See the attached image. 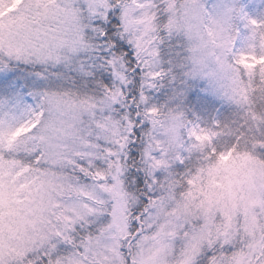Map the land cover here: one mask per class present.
I'll use <instances>...</instances> for the list:
<instances>
[{"label":"snow or ice","instance_id":"1","mask_svg":"<svg viewBox=\"0 0 264 264\" xmlns=\"http://www.w3.org/2000/svg\"><path fill=\"white\" fill-rule=\"evenodd\" d=\"M250 7L0 0V72L28 69L22 84L0 77V264H264V114L250 100H264V5ZM220 34L247 132L189 129L146 92L171 76L166 40L187 53L195 35L206 56Z\"/></svg>","mask_w":264,"mask_h":264},{"label":"rangeland","instance_id":"2","mask_svg":"<svg viewBox=\"0 0 264 264\" xmlns=\"http://www.w3.org/2000/svg\"><path fill=\"white\" fill-rule=\"evenodd\" d=\"M251 4V7L248 11L255 15L259 11V7L264 5V0H248ZM225 34H220L217 39L214 41L216 45L211 49L215 55H202L199 46V38L197 36H193L191 40L187 42L189 51L186 53V48L181 50V61L179 64H176L175 67H178L179 74L177 76L183 80V88L182 90H178L172 86V83L169 85L167 82H171L173 80V76H169L167 82L162 81V86L157 89H148L146 90L147 94L150 95H157L160 94L161 91L163 93H168L169 95L167 99V107H163V111L167 113L169 110H172L173 113H181L182 118L186 126L191 129L194 125H199L200 127L208 128L211 127L213 121H219L220 118V108L214 111L213 117L209 123L204 124L205 120L202 119L197 112L194 110H190L189 114H185L182 110L181 103H180V95H185L186 91L189 90L190 87H197L198 93L205 97L212 98V100L219 101L222 105L231 104L235 107L243 110L242 112L245 113V110L248 105L240 104L238 105L236 101V96L234 93L235 85L232 83V80L229 78H225L222 73H220V65L217 63V56H220L223 49L220 45L223 43L221 36ZM238 46H239V38H237ZM179 45H183L182 42L179 40ZM173 49L174 57H178L180 53L177 46ZM187 56V58H186ZM222 58V57H221ZM169 59L165 62L167 63V67L172 70L174 66V62L168 63ZM164 63V62H163ZM138 72V70H137ZM187 73V74H186ZM10 71L0 72V77L9 76ZM174 84H177L175 80H173ZM181 84V82H180ZM170 88V90H169ZM164 89V90H163ZM262 95V93L260 92ZM163 118V117H162ZM251 119V118H250ZM206 125V126H205Z\"/></svg>","mask_w":264,"mask_h":264},{"label":"trees","instance_id":"3","mask_svg":"<svg viewBox=\"0 0 264 264\" xmlns=\"http://www.w3.org/2000/svg\"><path fill=\"white\" fill-rule=\"evenodd\" d=\"M178 39L173 40H166L163 45H161V53H162V61L164 62L165 69H169L167 66L166 60H171V62H174V66L176 64H179L181 59V50H184V45H179ZM175 46H177L179 50L178 57H174L173 53L177 52L173 49ZM10 74L9 78L13 80L14 83L22 84L25 82L26 73L28 69L24 65H19L17 67H12L9 69ZM178 67L172 68L171 70V76L174 77L173 80L177 82V84H174L173 80L171 82H167L168 79L165 80L169 85L172 83V86L174 88H177L179 91L184 89L183 88V80L177 76L179 74ZM102 79V77H101ZM136 79H139V75L137 72ZM181 82V84H180ZM164 90V89H163ZM170 90V88H169ZM165 91V90H164ZM164 91H161L160 94L152 95L149 93V100L152 104L157 105L161 109L163 107H167V99L169 95H166L167 93H163ZM261 94L260 91H255L251 93L250 100L252 102L251 107L253 111L259 114H264V100L260 99ZM180 103L182 110L185 114H189L190 110H194L199 114V116L205 120L204 124L207 125L213 117L214 111L218 108H220V128L223 129L225 132H228L229 130L235 132L237 129L243 132H247L248 129L252 126L253 121L250 119L249 115H246L243 113L241 109L235 107L231 104H224L222 105L219 101L212 100V98L205 97L203 95H200L198 93L197 87H190L189 90L186 91L185 95H180ZM169 107V106H168ZM162 118V117H161ZM205 125V126H206ZM227 125L228 127L225 128L224 126ZM243 125V127H241ZM254 131V129H253ZM250 134V133H249ZM229 139L228 136H221L219 138V142L223 143L225 140Z\"/></svg>","mask_w":264,"mask_h":264}]
</instances>
